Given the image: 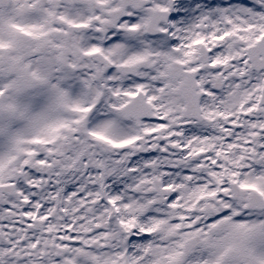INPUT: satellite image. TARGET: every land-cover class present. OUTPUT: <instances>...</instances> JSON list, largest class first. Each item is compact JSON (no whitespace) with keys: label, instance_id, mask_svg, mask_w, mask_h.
Here are the masks:
<instances>
[{"label":"snow or ice","instance_id":"obj_1","mask_svg":"<svg viewBox=\"0 0 264 264\" xmlns=\"http://www.w3.org/2000/svg\"><path fill=\"white\" fill-rule=\"evenodd\" d=\"M0 264H264V0H0Z\"/></svg>","mask_w":264,"mask_h":264}]
</instances>
